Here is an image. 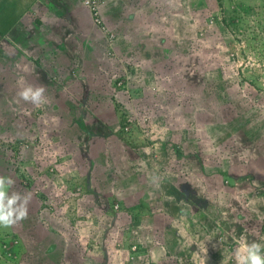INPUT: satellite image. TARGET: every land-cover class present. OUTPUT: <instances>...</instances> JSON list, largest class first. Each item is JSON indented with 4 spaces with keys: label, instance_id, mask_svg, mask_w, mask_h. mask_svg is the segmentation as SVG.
Instances as JSON below:
<instances>
[{
    "label": "rangeland",
    "instance_id": "1",
    "mask_svg": "<svg viewBox=\"0 0 264 264\" xmlns=\"http://www.w3.org/2000/svg\"><path fill=\"white\" fill-rule=\"evenodd\" d=\"M104 2L80 58L39 71L26 55L22 79L1 53L0 176L32 198L27 219L0 228V264H182L169 236L199 227L190 264L198 251L196 264H237L240 244L264 242L251 150L264 152V0H110L113 24ZM26 84L47 102L8 107Z\"/></svg>",
    "mask_w": 264,
    "mask_h": 264
},
{
    "label": "crops",
    "instance_id": "2",
    "mask_svg": "<svg viewBox=\"0 0 264 264\" xmlns=\"http://www.w3.org/2000/svg\"><path fill=\"white\" fill-rule=\"evenodd\" d=\"M109 1L110 0H105L102 9L107 21L113 24L116 22L109 18L106 8L112 6V12L115 15V11L122 12V10L120 5L116 7L115 3L112 2L109 4ZM1 4L0 42L2 43H0V64L3 62L4 55L13 58L19 67V69L17 68V72L20 73V78L22 79L25 74L22 72V68L26 55L39 59V71L44 67L49 70H55L59 65H64L67 62L69 63L71 59L68 58L71 57L70 54L74 52L75 57L80 58L81 45L79 44H81L82 39L86 38L90 41L91 37L97 35L91 23L89 12L80 0H0V5ZM115 15H112V17L114 18ZM90 31L91 33H89ZM4 48H6L7 51L2 55L1 53ZM30 73L31 72H29V74ZM7 97L11 99L8 101V104L12 107L15 104L24 102L17 94H7ZM151 138L154 139L153 135H151ZM258 148L254 147L251 150L258 152L257 156L259 155V163L264 164V152H261ZM161 150L163 152L164 147H162ZM88 184L89 181H87L86 185L89 186ZM93 184L94 183L90 185L95 187ZM157 184H161V181H157ZM180 184H184L182 187L183 193L190 192L188 188L186 189V187H184L186 185L192 186L190 180L182 179ZM134 185L137 186L132 188V192L133 189L134 191L139 189V187H143L144 189L146 186L143 179L136 180ZM161 185L165 186V183ZM198 187H200L198 182L194 183L192 187L194 196H197ZM174 188H176V186H174ZM178 194L176 191H171L169 194H163L162 196L166 198L171 196L173 200ZM146 196L147 193L144 192L141 197ZM171 198H169V200H171ZM188 198H190L188 195H184L182 202L187 203ZM191 200L193 201L194 198ZM172 234L173 235L169 237L178 244L176 248L182 250L179 255L180 259L183 260L182 264H190L187 253L192 251L191 248L193 250L199 249L200 237L202 235V233H200V227L194 231L192 229L191 238L180 229H173ZM166 246L168 247V244H166ZM198 253H196V257L192 255L191 263H199Z\"/></svg>",
    "mask_w": 264,
    "mask_h": 264
},
{
    "label": "clouds",
    "instance_id": "3",
    "mask_svg": "<svg viewBox=\"0 0 264 264\" xmlns=\"http://www.w3.org/2000/svg\"><path fill=\"white\" fill-rule=\"evenodd\" d=\"M46 87L41 84L22 85L17 95L25 102L40 106L47 102ZM15 184L12 177L0 176V228H11L28 218L31 193L11 191ZM237 264H264V242L252 239L240 244L236 250Z\"/></svg>",
    "mask_w": 264,
    "mask_h": 264
},
{
    "label": "trees",
    "instance_id": "4",
    "mask_svg": "<svg viewBox=\"0 0 264 264\" xmlns=\"http://www.w3.org/2000/svg\"><path fill=\"white\" fill-rule=\"evenodd\" d=\"M5 95H6V94H5ZM22 103L24 104V103H27V102L24 101V102H22ZM14 106H16V104H15ZM14 106H13V107H14ZM8 107H12V106L8 104ZM115 109H116V112H117L118 115H119V122H120V128H119L118 133L121 134L122 139H125V140L129 141V140L126 139L125 136H124V127H125L126 123H127L128 120H129L128 117H127V113H126L125 111H123L122 108H120L118 104L115 105ZM22 179H23V178H22ZM17 245H18V244H15V245H13L12 248H10L11 251H13V252L15 253V255H18V254H17V253H18V249L16 248ZM0 252L2 253V255H4V257L7 258L8 254H7V253L5 254L6 251H4V249H2V246L0 247ZM8 258H12V257H8ZM0 259H1V258H0ZM15 261L17 262L18 259H15Z\"/></svg>",
    "mask_w": 264,
    "mask_h": 264
},
{
    "label": "built area",
    "instance_id": "5",
    "mask_svg": "<svg viewBox=\"0 0 264 264\" xmlns=\"http://www.w3.org/2000/svg\"><path fill=\"white\" fill-rule=\"evenodd\" d=\"M84 2L89 6L91 4V7H90L91 18L94 21V23L101 24L103 19L100 13L99 5H98L100 0H84Z\"/></svg>",
    "mask_w": 264,
    "mask_h": 264
}]
</instances>
